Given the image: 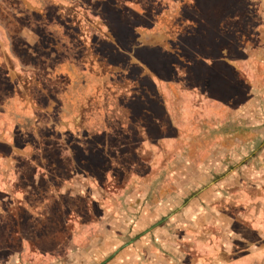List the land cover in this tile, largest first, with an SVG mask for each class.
<instances>
[{
  "label": "flooded vegetation",
  "instance_id": "af4514ba",
  "mask_svg": "<svg viewBox=\"0 0 264 264\" xmlns=\"http://www.w3.org/2000/svg\"><path fill=\"white\" fill-rule=\"evenodd\" d=\"M10 60L33 74L14 78ZM257 100L264 101V0H0V149L19 157V169L22 162L33 166L35 154L46 145L41 169L56 179L48 188L57 194L46 192L56 198L42 197L36 213L56 207L53 216L74 218L82 196L87 208H95L93 194H111L109 184L127 172L141 183L160 180L167 171L142 194L224 191L239 160L229 153L231 164L217 158L222 150L246 142L241 132L249 130V122L239 114L253 110ZM162 141L166 148H160ZM131 149L133 164L121 172L116 166ZM150 153L156 167L147 168ZM235 154L251 162L250 148ZM195 158H201V174L188 171ZM251 169H245L247 178ZM178 173L180 182L165 181ZM9 176L0 174V192L6 193L0 194L1 209L8 200L10 209L36 201L8 186ZM77 176L87 183L76 182ZM80 185L81 196L75 194ZM62 194H69L73 205ZM141 222L133 218L129 237H120L117 246L108 243L106 234H96L88 244L103 240L98 264H144L137 234L131 237ZM4 225L12 235L9 221ZM142 246L146 254L151 251ZM155 247L178 261L170 250ZM7 248L5 258L11 260L17 251ZM34 249L29 253L38 255Z\"/></svg>",
  "mask_w": 264,
  "mask_h": 264
},
{
  "label": "crops",
  "instance_id": "0c3cea01",
  "mask_svg": "<svg viewBox=\"0 0 264 264\" xmlns=\"http://www.w3.org/2000/svg\"><path fill=\"white\" fill-rule=\"evenodd\" d=\"M253 107V110L239 114L242 122L246 119L249 122L250 131L241 132L246 136V142L225 148L222 150L223 157L217 158L218 162L227 159V164H231L230 159L238 158V168L244 166L227 176L222 187L224 191L217 188L218 194H142L148 183L158 182V177L138 185L136 189L133 184L140 182L129 178L128 189H132L134 194H93L94 199L91 200L95 213L92 212V219L82 223L80 221L85 217L81 216L68 244L58 245L54 251L45 250L41 256L52 259L59 255L51 261L57 259L61 264L102 263L103 240H98L97 245L88 242L102 233L107 235L109 244L117 246L121 242L120 237H129L133 218H139L142 222L134 226L131 237L137 234L140 251H144L147 257L144 264H264V128H261L264 124V101L257 100ZM254 139L256 142L251 145ZM246 148H250L252 153L250 163L249 159L244 160V156L237 157L235 154ZM228 153L231 154L230 159ZM200 159L192 160L188 171L196 169L201 174L198 169L202 165ZM168 160L172 159L169 157ZM247 166L252 168L249 178L244 175ZM196 173H192L193 178ZM182 178V174L178 173L165 181L180 182ZM166 196L173 198L168 205H163L161 200ZM146 221L148 223L144 225ZM21 244L25 250L20 255V261H31L28 258L29 243L22 240ZM143 244L151 250L148 255ZM158 244L170 250L178 261L159 252L155 247Z\"/></svg>",
  "mask_w": 264,
  "mask_h": 264
},
{
  "label": "rangeland",
  "instance_id": "374dc122",
  "mask_svg": "<svg viewBox=\"0 0 264 264\" xmlns=\"http://www.w3.org/2000/svg\"><path fill=\"white\" fill-rule=\"evenodd\" d=\"M121 4H123V3L121 2ZM68 9L70 11H73L75 8L69 6ZM14 58H15V56H14ZM15 59H17V58H15ZM9 63L11 64V68L13 69L14 78H19L21 80H24L25 77L29 78L30 74H33L32 72H29L30 70H26L23 66H21V64H19V62H17L18 63L17 67L15 66V64L11 60L9 61ZM35 75H36V73H35ZM0 111H2V108H0ZM1 116H3V114H1ZM3 120L8 121L6 116ZM248 128H249V126H248ZM145 137L147 138V140H149L148 135H146ZM165 142L166 141H164V145L160 146V148H166L167 147ZM46 149L47 148L45 145V150L41 149L39 152H37L35 154L36 156L34 157V159H38L39 161L38 160H36V162L34 161L33 166H30L28 163L26 164V163L22 162L20 165H18L19 169L18 168L16 169V165H15V164H17V161H15V160L19 159V157L15 156L14 152L11 153L10 151L0 149V174H3V175L5 174L6 176L10 175L6 181L8 186H10L14 190L20 189V191H23V192L25 191L24 194H31V197H33V199L36 200V201L30 200L29 202L24 203L23 206H14L11 209L9 207V200L8 199H7L8 201L6 202V204H2L3 209H1V205H0V213H5L6 210H8V211L10 210L11 213H10L9 217L7 216L6 218H3L5 216L4 215H1V216L3 218L2 223L5 224V222L8 220L10 223V227L12 228V231H11L12 235H9L7 233V231H8L7 226H5L4 224H1V222H0V264H14L13 263L14 261H11V260H17L19 262L20 261V255H22V251L25 250V247L22 246V244H21V242H22L21 240L27 239V238L28 239L30 238L33 240V242L28 244L29 245L28 247L31 246L30 248H32V247L37 248V249H34V251L36 252L35 254H38V256L28 253L29 254L28 258L31 259V262L23 261L22 264H46L44 261L45 259L42 260V257L40 256V255H42L41 252H43L45 250L47 251L48 249H53V247H56L59 244H63V245L68 244L70 237L72 236L73 232L77 228V225L79 224L80 215L82 217H85V219L82 218L83 220L80 221L82 223H85V222L90 221L92 219V217H90V216H91L92 212H94L93 211L94 207L92 209L87 208V205L85 203L86 197H84V196H82L81 199H79L80 201H82L81 209L78 211V216H74V218H71L70 216L68 217L67 213H66V215L57 213L58 215L53 216V214H54L53 212H58L56 207H53L54 211H51V212H47L45 210L41 211V210L37 209V213H36L35 208H37V206H39V205H43L41 203L42 197H45V198L50 197L49 199H51V200H52V198L53 199L56 198V196L47 195L46 194L47 191H48V194H51L52 192H55L54 194H57V192H56L57 190L55 191L54 187L50 188V189L48 188V185H50L51 183L53 185L55 183L56 179H54V176H51V174L46 175L45 172L41 169V167H43V163L41 162V160L45 158L44 154L47 151ZM50 151H54V149L51 148ZM121 152H122V150L119 152V157L121 156L120 155ZM132 152L133 151L131 149L130 153H127L125 155V161H122V162L119 161L120 165L116 166V167L120 168L121 172L124 170V167L127 168V167H129L130 164H133ZM64 154H65L64 156H66V158H68L69 154H67V152H65ZM70 154L73 155V152H70ZM29 155H30V153L29 154H23L21 157L22 158L21 160H25L23 158H27ZM150 155H151L152 159L151 160L149 159L150 162H146L147 163L146 166H147V168H148V166H150V168L156 167V163L153 162L154 159H153L152 153H150ZM195 155H196V153L193 152L191 156L195 157ZM185 162H186L185 160H183V161L181 160V165L182 166L186 165ZM148 163H149V165H148ZM144 168L145 167H142L139 170H143ZM147 171H148V169H147ZM11 173H13V174H11ZM124 175L125 174H123V176ZM134 175H136L139 178L142 174L140 175L137 172H135ZM45 176L46 177L48 176V178L45 179ZM55 176H57V175H55ZM155 176H159V175H155ZM166 176H167V171L165 173H163L161 179L158 180L156 185L159 184L160 181L163 178H165ZM129 178H131V173H129V172H127L124 177H122V176L117 177L114 182H111L109 184L108 190L111 191V194H134L135 192L132 191V189H128L129 182H127V180ZM48 179H49V182H47ZM44 181H46V183H44ZM172 181L174 182L175 180H172ZM76 182L82 183V184L87 183L86 180H84V177H80V176H77ZM137 182H140V181L137 180ZM143 183H145V182L133 184V188L136 189L138 185L140 186ZM176 183H177V181H176ZM156 185L153 188H155ZM29 187H33V189L29 190ZM83 189H84V187L80 185V187L76 189L75 194H83ZM0 194H6V193L0 192ZM75 194H72V195H75ZM88 194L90 195V193H88ZM62 195H63V198L65 197V199L67 200L66 201L67 203H69L70 205H73V201L69 199V194H62ZM25 197H26L25 199L29 198V196H25ZM166 197H167V199H163V201H164L165 205H168L169 201H171L173 196H166ZM90 210H91V212H90ZM87 212H90V214ZM25 213H27V214H25ZM33 214H35V216H33ZM1 216H0V219H1ZM15 217L16 218L19 217L18 218V220H20L19 225H15L17 222V219ZM52 217H53V219L51 220ZM32 219H33V221L31 222ZM93 219H95L94 215H93ZM71 220L73 222L75 221L76 224L75 223L70 224L69 222ZM67 223H68V225H66ZM53 228H55V229H53ZM6 245L8 247L7 249H9L10 252H12V250H10L12 247L18 253L17 255H14L13 259H11V260H8V257L5 258L6 256L4 255V251L6 249ZM52 259H54V258H52ZM52 259H49V260H52ZM54 264H61V262L59 261V263H57V261H56Z\"/></svg>",
  "mask_w": 264,
  "mask_h": 264
}]
</instances>
